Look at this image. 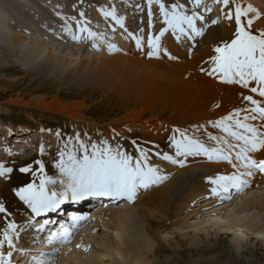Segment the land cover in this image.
<instances>
[{
  "label": "rangeland",
  "instance_id": "obj_1",
  "mask_svg": "<svg viewBox=\"0 0 264 264\" xmlns=\"http://www.w3.org/2000/svg\"><path fill=\"white\" fill-rule=\"evenodd\" d=\"M185 1L188 4L186 13L190 14L194 5L191 0ZM209 1L202 0L196 12L203 18L205 13H210L209 18L221 22L223 4ZM260 1L264 3V0ZM163 2L169 9L172 3L184 5L178 0ZM241 3L247 8L245 0H235V4ZM113 10L116 19L122 20L123 27L112 16L104 15ZM229 10L234 12V4L230 3L226 12ZM247 17H244L245 21ZM232 22L235 24L234 19ZM256 24L254 28L259 27ZM80 27L97 34L96 39L87 37L88 45L84 49L100 56H68V51L53 49L37 61L27 60L25 45L28 42L34 47L36 39L50 42L57 38L59 43L74 46L71 41ZM166 28L154 0L151 5L148 0H0V34L9 30L17 36L10 41L0 35V165H3L0 169V206L5 210L0 212V239L9 222H24L21 226L13 223L15 230L10 234L14 248L5 243L2 249L5 255L12 252L10 264H67L62 254H71L73 245L81 263L91 264L100 257L98 253L108 247L104 243L112 226L104 224L103 218L94 220L93 208H83L96 199L94 196L87 197V201L83 199L80 208L69 205L66 200L62 204L66 206L64 216L61 215L64 218L58 220L68 223L69 215L66 214L76 209L83 220L82 228L79 226L74 231L69 225V235L64 239L62 233L67 229L64 227L61 230L65 231L58 232V221L50 226L52 231L41 229L38 240L30 242L33 230L40 225H29L32 210L16 193L28 184L38 186L41 178L66 181L57 165L61 160L67 164L70 154L82 158L81 144L87 147L89 154L95 145L101 150L109 147L114 153L118 150L133 159L141 151L154 150L147 135L150 126L158 125L161 129L173 116L162 95H176L182 83L173 65L190 61L192 57L186 52L182 57V49H169L172 29L164 33L158 50L149 56L153 49L148 47V37L155 38ZM119 29L129 38L133 56L140 63L124 61L125 65H119L108 58L118 53L110 51L114 41L107 40V36ZM137 39L141 40L139 46ZM229 39L216 47H222L234 38ZM210 64L203 74L213 67V61ZM132 118L137 120L134 126H131ZM172 125L176 124L168 126ZM9 129H18L26 135L18 134V130L10 135ZM173 136L176 137L171 133L163 137L160 148L164 152H168L173 144ZM41 164L43 172H40ZM22 168H29V171L22 172ZM158 173L162 174L159 170ZM176 173L174 167L165 168L162 179L165 181L148 185L141 190V197L169 183ZM195 184L189 183L168 216H162L163 222L155 229L156 234L146 233L144 222L136 216L138 233L133 250L142 252L140 256L149 264H264V211L259 213L255 209L259 202H264V189L256 187L248 194L236 195L235 188H230L232 198L221 200V195L202 194L189 202ZM47 189L59 193L64 190V185L49 184ZM238 196L241 197L238 199ZM249 199L251 212L242 209ZM127 204L122 199L115 205L124 210L123 206ZM104 205H98L96 211L110 208ZM156 217L153 223H157L160 214ZM249 220H253L249 229L241 228L239 222ZM47 225L45 223V227ZM31 244L33 248L29 249ZM122 246L127 248L125 244ZM60 247L64 248L63 252Z\"/></svg>",
  "mask_w": 264,
  "mask_h": 264
},
{
  "label": "bare ground",
  "instance_id": "obj_2",
  "mask_svg": "<svg viewBox=\"0 0 264 264\" xmlns=\"http://www.w3.org/2000/svg\"><path fill=\"white\" fill-rule=\"evenodd\" d=\"M178 1L184 3V10L185 12H187L186 10L188 8V4L186 3V1ZM245 2L247 4V7L251 6V8L253 9L252 12L248 13L247 17V19L249 18L253 21L251 29L254 30L252 32L254 34H259L261 30H264V3L260 0H245ZM240 5L243 6L242 3ZM192 11H197V8L194 7V9L190 11L189 15H191ZM222 11L223 16L222 21L220 20L221 22H218L219 20L216 21V19L214 18H209L211 14H207L204 12L205 15L203 20L196 21V29L202 33L200 35L192 32L191 29H188L186 25L184 26L186 34H181L179 32H173V30H170L172 32L171 39L173 42L171 41L169 49H182V57L184 56V52H186L187 54L189 53L190 55H192V57H190V61H185L180 64L177 63L173 65L174 68L176 67L177 72L179 73L178 77L182 83L180 85V88L177 89L176 95H162L163 98H166L167 101H165V103L166 105L169 104L167 108L171 110L173 116L164 123V126L161 129L158 125L150 126L151 130L147 133V135L149 136L148 138L151 139L150 142L153 144V146H155V148L154 150L146 151L145 154L148 157L149 165L157 169V175L161 178L157 181V183L165 181L162 180L163 178H165V168L171 169L172 167H174L177 173L173 179L171 178L172 180L169 183L159 187L156 190H153L144 197H141L140 192L142 189H146L148 187H137L135 196L131 200H129L127 197L105 196H94V198L96 199L90 201L88 200V205L83 208L94 209L93 212L91 211L94 220L97 221L103 218L102 220L105 221V223L103 221L104 224H109L112 226L111 230L107 232V242L104 243L108 247L104 252L100 251L98 253V256L100 257L95 263L91 264H149L146 259L140 256L143 255L142 252L138 253L136 252V250H133V248H135L133 247V245L136 244V235L138 233H136L135 230L138 223L137 219L140 218L144 222L146 233H149L151 236L156 234L155 229L158 228L160 224H162V218L168 216L170 208L172 207L174 202L177 200L185 187L191 182H194L196 184L194 186V193H192L189 197V202H191L193 199H197L202 194H204L205 196L207 194L221 195V200L229 199V197H234L232 195L233 193L229 189L235 187H229L227 190H224L218 185H214L209 182V178L215 179L217 176H231L234 174L239 175L240 179L245 183L241 184L239 190L235 188L236 195L242 194L243 192H245L243 193V195L248 194L253 190H256V187H262L260 189H264V173H261L258 169H246L241 166L242 161H238L236 159V154L240 151L239 147H235L230 151L226 150V154L230 155L231 157V163H229L227 160L217 161L215 156L210 160L208 156L203 153L199 155L178 156L176 154L174 144L170 146L168 152H164L160 148L161 144L164 143L163 137L167 134L174 133L176 135V138L180 139L179 132L174 131L176 129L185 131L187 135L193 137L194 139L196 138L197 140H201L200 142L203 143L209 150L216 147H225L224 145H217L215 141L209 140V135L225 137L232 145L241 144L242 142L235 141L233 138L228 137L227 134L221 132L219 129L214 128L212 126L213 122L218 121L231 113H234L236 110H241V116L239 117L240 119H242L244 115H253V113H251L250 111H245L255 107L254 105L250 104L249 101L244 99L245 96H252L253 99L261 102V105L264 106V97H260L258 94L252 93L249 90L251 87L256 86L255 82H252L248 88H244L237 83L223 82L222 77L219 74L209 75L208 72L212 67L210 69L208 68L207 71L205 70L206 72L204 74L202 73L205 67H210V63H212L213 58L216 56V52L213 50L216 45H221L222 41H227L229 38H235V33L233 30H235L236 25L232 22V20L226 18V9ZM242 19H244V17ZM213 21H216V23H213ZM258 22H261V24H256ZM255 24L257 26L259 25V27L254 28L253 26ZM76 31L77 32H75V34L77 33V35L71 41L72 45L74 46L66 45L65 43L63 44L61 42L59 43V40L57 38L51 39L50 42L36 39L34 47L29 46L31 42H28L25 45V48L27 49V60L29 62L37 61L43 56L45 57L46 55L50 54L51 50L53 49H58L62 52L68 51V56H73L72 54H78V56H82L83 54L94 57L100 56L98 54H90L87 50L84 49V47L88 45V43H86V39L88 37V34H86L87 32L85 33V31L82 32L81 30ZM4 32H2V34L0 35H4L7 40L13 41L17 37L9 30ZM107 40L114 41V43H111V48H109L110 51L118 53H115V56L108 57L110 58L111 62L118 63L119 65L121 63H124V61L140 63V61H138V59L133 56L134 49L132 43L130 42L129 38L121 32V29H119L117 33L114 32L113 34L108 35ZM73 51L75 52L73 53ZM52 54L54 55L55 53ZM123 65H125V63ZM71 116H74V114H72ZM130 121L131 126H134L137 120L136 118H132ZM172 123H175L176 125L168 126ZM248 123L256 126L258 131H264L262 122L259 119L255 121L250 119ZM15 130L18 129H9L7 132H9V134L11 135L16 133ZM19 131L20 130L17 131L18 134L24 133L26 135L25 132ZM246 155L256 161L264 160V148H259L256 151H250ZM165 156L170 157V159H164ZM158 170L162 173L161 175L158 173ZM248 171H251L253 174L251 176L246 174L240 175L241 173H247ZM213 189H215V191H213ZM50 191L53 192L54 190H49V193ZM239 197L241 196H238V199ZM83 199H86L87 201L88 198L85 197ZM83 199H79L80 201H74L69 196L66 201L69 202V205L80 208L82 207V205H80V202L83 201ZM122 199H125V201L128 203L126 206H123L125 207L124 210H122V208H117V205H115ZM250 202V199L246 201L245 204H243L242 209L246 208L247 212H251L253 209L252 205H250ZM62 204H60L56 209L41 213L40 215H36L35 213L31 212L28 220L29 225L30 223L31 226L39 224L40 228L33 230V233L30 236L31 238L29 239L30 242L38 240L42 231L41 229H43V231L45 230V232L52 231V229H50V226H52V222H56V220H58L57 218L61 217V215L63 214V210L65 207H63ZM104 204L106 205V207L110 208L101 212H99V210L96 211L98 205ZM255 209H257L259 213L263 212L264 202H259ZM158 214H160V217L155 221L157 223H153V218L158 216ZM66 216L72 217L71 224H82V217L76 209L74 211H71L70 214H66ZM252 221L253 220H249L247 222L240 221L239 223L241 228L249 229L250 223ZM59 222V230L66 227L67 223H64L66 221ZM12 223L16 224V226H21L24 222L22 220H17L16 222ZM45 223L48 224L46 227ZM80 228H82V225H80ZM66 229L69 235L70 230L68 228ZM65 232L62 233L64 235V239ZM53 239L54 238H52V240ZM82 241L84 242L83 239ZM123 244H125L127 248H124L122 246ZM129 245L131 246L128 250ZM73 247L74 248L71 254L65 252L62 254V257L65 258L63 259L67 264H76V262L78 264H83L81 263L79 258H77L76 246L73 245ZM32 248L33 247L31 244V247H29V249ZM63 249V247H60V250L62 252Z\"/></svg>",
  "mask_w": 264,
  "mask_h": 264
},
{
  "label": "snow or ice",
  "instance_id": "obj_3",
  "mask_svg": "<svg viewBox=\"0 0 264 264\" xmlns=\"http://www.w3.org/2000/svg\"><path fill=\"white\" fill-rule=\"evenodd\" d=\"M148 2L151 5L153 0H148ZM154 2L159 6L160 15L167 28L162 30L160 35L155 38L152 36L148 37V47L153 49L152 52H149V56L154 55L156 50H158L160 38L168 29H172L173 32L186 34L184 27L186 25L188 29H191L197 35L202 34L196 29V21L203 20V16L196 11H192L191 15H189L183 10V4L172 3L169 9L163 0H154ZM191 2L195 8H199L202 0H191ZM216 2L222 3L224 9H228L230 3L234 4V12L229 10L225 15L227 19H234L235 21V38L230 43H225L222 47L214 49L217 55L213 58V67L208 74H219L223 82L237 83L244 88H248L252 82H255L256 86L251 87L249 90L260 97H264V30H261L259 34H254L251 31L252 19H247V21L242 19L253 11L251 6L244 8L239 4H235V0H216ZM104 15L112 16L116 19L114 10L104 13ZM149 16H151V11H149ZM116 23L123 27L122 20L116 19ZM213 23H216V21H213ZM80 30L82 32L86 31L90 38H97L96 33L86 28ZM140 43L141 40L137 39L138 46ZM244 99L255 106L250 110H245L250 111L253 115H244L240 119L241 110H236L234 113L212 124L214 128L227 134L228 137L242 142L241 144L232 145L225 137L209 135V140L215 141L217 145L225 146L209 150L199 140L187 135L185 131L176 129L174 131L179 132L180 135V139L175 136L172 138L176 154L178 156H187L203 153L210 160L215 156L217 161L227 160L231 163V157L226 154V150L230 151L235 147H239L240 151L237 152L236 159L242 161L241 166L246 169H258L261 173H264V160L256 161L246 155L250 151L264 148V131H258L256 126L248 123L250 119L253 121L259 119L262 122V127H264V106L261 105V102L253 99L252 96H245ZM80 147L83 149L82 158L78 159L75 155L70 154L67 164L61 160L57 165L61 175L66 177V181L64 179L56 181L50 178H41L38 186L34 183L28 184L17 191V196L31 208L33 213L40 215L41 213L54 210L69 196L74 201L91 196L127 197L131 200L135 196L137 187L146 188L149 184L161 179L157 175V169L149 165L148 157L143 151L140 152L138 158L133 159V157L118 150L114 153L109 147L101 150L93 145L91 154H89L87 147L83 144ZM164 159L168 160L170 157L165 156ZM0 169H3V165H0ZM4 170L11 171V169ZM43 170V165L41 164L40 172H43ZM21 171L27 172L29 168H22ZM245 174L251 176L253 173L248 171L240 175ZM209 182L218 185L224 190L229 187H235L239 190L241 184L245 183L240 179L239 175L235 174L217 176L215 179L209 178ZM57 183L64 185V190L59 193L55 191L49 193L47 185H55ZM3 211H5L4 208L0 206V212ZM14 230L15 225L9 222L3 232V238L0 239V264H10L12 252L9 251L5 255L2 249L5 243H7L9 248H14L13 237L10 234ZM67 235L68 232L66 230L65 238Z\"/></svg>",
  "mask_w": 264,
  "mask_h": 264
}]
</instances>
